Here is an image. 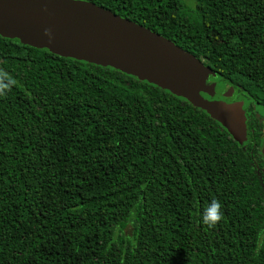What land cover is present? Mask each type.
<instances>
[{"label":"trees","instance_id":"trees-1","mask_svg":"<svg viewBox=\"0 0 264 264\" xmlns=\"http://www.w3.org/2000/svg\"><path fill=\"white\" fill-rule=\"evenodd\" d=\"M82 1L203 61L262 125L264 0ZM0 70L16 81L0 96V264H264L256 131L238 143L166 90L17 39L0 36Z\"/></svg>","mask_w":264,"mask_h":264},{"label":"water","instance_id":"water-1","mask_svg":"<svg viewBox=\"0 0 264 264\" xmlns=\"http://www.w3.org/2000/svg\"><path fill=\"white\" fill-rule=\"evenodd\" d=\"M0 36L146 81L206 112L234 141L244 140L241 102L201 95H214L215 84H207L215 76L210 67L158 33L89 1L0 0Z\"/></svg>","mask_w":264,"mask_h":264},{"label":"flooded vegetation","instance_id":"flooded-vegetation-1","mask_svg":"<svg viewBox=\"0 0 264 264\" xmlns=\"http://www.w3.org/2000/svg\"><path fill=\"white\" fill-rule=\"evenodd\" d=\"M214 79V80H213ZM210 79V77L207 80V84H215V88H214V95L210 98L212 99H207L209 101H223L225 103H233V102H241V111L243 114V125H244V129L245 132L247 133L248 131L253 132L256 131L257 134H259L261 136L260 140H261V144L260 147L258 148L259 153L258 156L261 159H264V153L262 151V145H263V139H264V121L262 122V125L260 126L259 123H252L253 119L250 118L249 113L247 112V105L246 102L239 97V99H234V93L233 90L231 89H226L224 91H220L219 93H217V89H218V85H219V81L216 80L215 78ZM226 94V96H223V94ZM220 95V98H219Z\"/></svg>","mask_w":264,"mask_h":264},{"label":"clouds","instance_id":"clouds-1","mask_svg":"<svg viewBox=\"0 0 264 264\" xmlns=\"http://www.w3.org/2000/svg\"><path fill=\"white\" fill-rule=\"evenodd\" d=\"M7 81V83H5ZM16 84V81L12 79L7 73L0 70V96L6 95L8 91H11L12 86ZM222 205L219 200L213 199L204 209L202 214V223L207 228H215L224 218L221 211Z\"/></svg>","mask_w":264,"mask_h":264},{"label":"rangeland","instance_id":"rangeland-1","mask_svg":"<svg viewBox=\"0 0 264 264\" xmlns=\"http://www.w3.org/2000/svg\"><path fill=\"white\" fill-rule=\"evenodd\" d=\"M208 41L211 44V46H215L216 44L219 43L220 39H219V37L217 35L212 34V35H210Z\"/></svg>","mask_w":264,"mask_h":264}]
</instances>
